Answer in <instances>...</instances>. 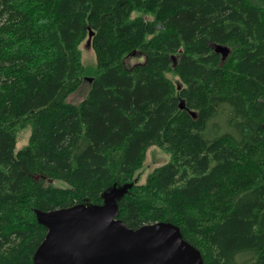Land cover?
<instances>
[{
	"label": "trees",
	"instance_id": "obj_1",
	"mask_svg": "<svg viewBox=\"0 0 264 264\" xmlns=\"http://www.w3.org/2000/svg\"><path fill=\"white\" fill-rule=\"evenodd\" d=\"M152 147L170 160L137 184ZM126 184L129 228L170 223L205 264H264V0H0V264H35L36 210Z\"/></svg>",
	"mask_w": 264,
	"mask_h": 264
},
{
	"label": "water",
	"instance_id": "obj_2",
	"mask_svg": "<svg viewBox=\"0 0 264 264\" xmlns=\"http://www.w3.org/2000/svg\"><path fill=\"white\" fill-rule=\"evenodd\" d=\"M93 35L90 32L87 48ZM212 47L225 62L230 49ZM173 61L176 66L177 58ZM185 108L181 100L180 109ZM191 115L196 117L193 112ZM131 187L114 185L102 194V205L36 210L37 221L47 229V235L35 264H205L201 252L183 238L179 227L156 223L132 229L119 218L118 201Z\"/></svg>",
	"mask_w": 264,
	"mask_h": 264
},
{
	"label": "rangeland",
	"instance_id": "obj_3",
	"mask_svg": "<svg viewBox=\"0 0 264 264\" xmlns=\"http://www.w3.org/2000/svg\"><path fill=\"white\" fill-rule=\"evenodd\" d=\"M135 16H140L141 13L136 12L134 14ZM148 18H151L150 15H146ZM86 44H83L81 46L82 50V62L85 66H94L96 64L95 54L90 48L85 47ZM144 61L143 56H134V58H129L127 61L128 66H132L134 64H137L138 62ZM90 89V84L88 81H85L84 84L81 86V88L73 95H71L68 98V102L71 104H79L81 103L88 95ZM213 123V122H212ZM221 126V130H227L226 127V121L221 118L218 122ZM31 134V130L26 129L20 131L19 134V142L17 145V151L22 149L24 146L28 144L29 136ZM207 135V132H206ZM214 132L212 131V134L209 135V137L213 136ZM170 160L169 154H167L163 149L158 147H152L148 151L147 159L144 164V167L140 169V171L136 175V183L137 184H144L147 180V177L153 170L159 166H163L167 164ZM55 185L60 187H65V184L63 182H56ZM120 188V187H119Z\"/></svg>",
	"mask_w": 264,
	"mask_h": 264
}]
</instances>
